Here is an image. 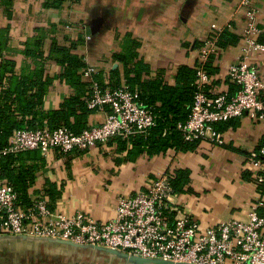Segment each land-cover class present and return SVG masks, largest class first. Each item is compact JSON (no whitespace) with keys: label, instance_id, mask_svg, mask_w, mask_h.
I'll return each instance as SVG.
<instances>
[{"label":"crops","instance_id":"obj_1","mask_svg":"<svg viewBox=\"0 0 264 264\" xmlns=\"http://www.w3.org/2000/svg\"><path fill=\"white\" fill-rule=\"evenodd\" d=\"M45 1L14 0L10 17L0 6V27L9 25L11 47L19 62L25 41L37 35L39 28L45 32L46 49L52 37L64 42L65 37L81 36L85 42L78 51L85 55L88 66L95 67L104 80L117 68L125 83L124 67L113 59V54L124 50L129 34L141 43L139 56L150 67L144 78L163 72L166 79L173 81L182 65L197 67L201 62L198 43L227 30L234 34L233 43L218 46L210 69L213 85L206 90L209 94L230 95L237 91L228 69L241 55L246 24L242 0H67L58 8L46 7ZM252 1L261 29L259 39L264 42V0ZM98 17L103 19L102 25L93 34L92 22ZM87 35L92 38L87 40ZM252 61L264 74V53L255 52ZM46 67L51 76L61 72L55 62H48ZM80 73L87 90L90 78L84 69ZM75 91L72 85L55 78L46 108L58 107ZM105 118L106 113L92 111L87 124H99ZM220 131L225 137L223 145L200 140L189 151H144L134 160L126 159L127 150H119L116 138L82 151L41 152L44 165L30 189L31 199L46 196V186L52 183L59 191L52 204L56 211L72 214L82 210L105 221L115 215L119 196L145 190L164 171L172 174L177 169H187L189 181L171 198V219L189 213L205 227L231 219L247 221L256 204L264 214V186L256 182L249 164L250 152L264 138V121L243 116L231 120ZM124 253L0 233V264H162L160 259L139 261Z\"/></svg>","mask_w":264,"mask_h":264},{"label":"built area","instance_id":"obj_2","mask_svg":"<svg viewBox=\"0 0 264 264\" xmlns=\"http://www.w3.org/2000/svg\"><path fill=\"white\" fill-rule=\"evenodd\" d=\"M242 4L246 7V24L241 55L228 69L237 91L230 95L209 94L206 90L213 78L203 63L218 49L216 34L200 48L202 64L197 69L189 116L177 124L185 141L209 140L223 145L225 137L217 124L243 116L264 121V74L252 61L255 52L264 53V42L259 39L261 29L253 1L242 0ZM91 38L86 36L87 40ZM95 72L93 66L84 70L90 78L88 107L106 113L102 123L79 133L67 126L17 129L9 145L0 148V156L26 150H39L44 155L54 150L69 153L113 137L149 134L156 119L140 100L139 90L103 87L93 77ZM249 164L256 182L264 186V146L250 152ZM170 175L164 171L145 190L119 196L115 215L100 221L82 210L58 212L45 196L33 199L30 206H21L17 192L3 181L0 170V233L98 246L174 263L264 264V214L258 211V204L251 208L247 221L231 219L205 227L189 213L171 219L174 191Z\"/></svg>","mask_w":264,"mask_h":264},{"label":"trees","instance_id":"obj_3","mask_svg":"<svg viewBox=\"0 0 264 264\" xmlns=\"http://www.w3.org/2000/svg\"><path fill=\"white\" fill-rule=\"evenodd\" d=\"M65 1L67 0H46L44 5L58 8ZM13 5L14 0H0V6L9 17ZM39 29L37 35L25 41L24 48L20 52L23 58L19 62L15 49L11 47L9 25L0 27V148L9 145L14 131L21 128L55 129L59 126H67L73 132L79 133L89 126L88 114L93 111L88 107L91 94L90 82H88L89 89L87 87L86 90V83L81 80L80 73L81 69L87 68L88 63L85 55L78 51V47L85 42L84 38L65 37L64 42H61L56 37H52V42L46 49L45 32ZM217 36V45L220 47L233 43L234 34L227 30L221 31ZM124 42V50L114 53L113 59L123 65L125 83H122L121 73L117 68L112 70L108 80H104L101 73L95 72L93 77L103 87L127 86L131 90L138 89L140 100L151 108L156 125L147 135L136 134L125 139L113 137L117 139L119 150H127L126 159L134 160L144 151L157 154L169 148L182 151L194 149L198 141H185L177 124L186 121L189 116L196 89L194 82L197 69L202 63L200 62L197 67L182 65L173 81L166 79L163 72L147 79L144 78V74L149 73L150 67L139 56L138 48L141 43L129 34L126 35ZM203 44L204 41L198 43L200 48ZM213 57L214 53L203 63V67L210 75H212L210 69ZM48 62H55L61 66V72L55 76L49 75L46 67ZM57 77L72 85L76 91L66 97L58 107L46 108L48 92ZM212 85L209 86L212 88ZM230 121L223 122L225 124L219 129L216 128L219 131L223 130ZM263 146L264 138L257 149ZM43 165L44 157L39 150H26L0 156L2 179L13 186L21 206L32 204L30 189ZM170 176L174 192H181L189 181L187 169H177ZM58 195L59 191L54 184L50 183L46 186L45 197L49 199L51 206Z\"/></svg>","mask_w":264,"mask_h":264},{"label":"water","instance_id":"obj_4","mask_svg":"<svg viewBox=\"0 0 264 264\" xmlns=\"http://www.w3.org/2000/svg\"><path fill=\"white\" fill-rule=\"evenodd\" d=\"M102 21H103V19L101 17H98V18L94 19V21L92 22V28H91L93 34H95L96 32H98L100 30V27L102 25ZM23 237H25V236H23ZM57 241H61V240H57ZM63 242L70 243V242H67V241H63ZM70 244H73V243H70ZM73 245H75V244H73ZM77 246H80V245H77ZM95 248L106 249V248L98 247V246H96ZM106 250L114 251V252H120V253L123 254V252L118 251V250H114V249H106ZM124 254L126 256H128V257L136 258L139 261L154 260V259H149V258L136 256V255H129V254L127 255V253H124ZM160 260H161L162 264H189V263H174V262L166 261V260H163V259H160Z\"/></svg>","mask_w":264,"mask_h":264}]
</instances>
